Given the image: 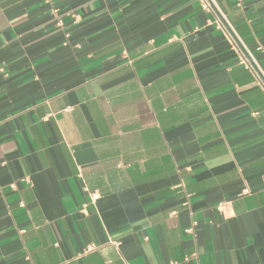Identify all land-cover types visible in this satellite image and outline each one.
<instances>
[{"label":"crops","instance_id":"obj_1","mask_svg":"<svg viewBox=\"0 0 264 264\" xmlns=\"http://www.w3.org/2000/svg\"><path fill=\"white\" fill-rule=\"evenodd\" d=\"M212 1L0 0V264H264V0Z\"/></svg>","mask_w":264,"mask_h":264},{"label":"built area","instance_id":"obj_2","mask_svg":"<svg viewBox=\"0 0 264 264\" xmlns=\"http://www.w3.org/2000/svg\"><path fill=\"white\" fill-rule=\"evenodd\" d=\"M198 1H200L203 10H205V11H207L209 13H213L215 11L216 7H215L214 2L212 0H198ZM217 18H218L219 23H221L218 14H217ZM239 64L244 66L245 69H247V70H249V71H251L253 73H256L255 67L253 66V61H250L246 56H241L240 57ZM1 72H2V70H0V73ZM261 83L264 86V81L263 80L261 81ZM180 187L182 188L183 185L181 184ZM245 192H248V191H245ZM189 197H190V195H187V201L184 203V206L189 205V199H188ZM218 210L219 211H225L226 210V203H221L218 206ZM94 249H95L94 246H90V247H88L87 252H91Z\"/></svg>","mask_w":264,"mask_h":264}]
</instances>
